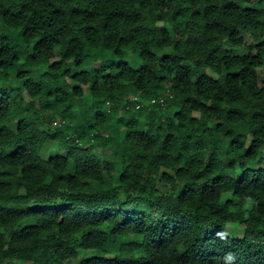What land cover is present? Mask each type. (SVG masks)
I'll list each match as a JSON object with an SVG mask.
<instances>
[{
    "label": "trees",
    "instance_id": "obj_1",
    "mask_svg": "<svg viewBox=\"0 0 264 264\" xmlns=\"http://www.w3.org/2000/svg\"><path fill=\"white\" fill-rule=\"evenodd\" d=\"M26 263L264 264V0H0V264Z\"/></svg>",
    "mask_w": 264,
    "mask_h": 264
},
{
    "label": "rangeland",
    "instance_id": "obj_2",
    "mask_svg": "<svg viewBox=\"0 0 264 264\" xmlns=\"http://www.w3.org/2000/svg\"><path fill=\"white\" fill-rule=\"evenodd\" d=\"M241 35L244 39V42H246L247 44L251 43L252 42V39L250 38V35L249 33H246V32H241ZM136 61H137V57L136 55H133V61H132V64H134V66L136 65ZM258 77H259V82L260 83H263V71L258 68ZM50 151H55V147H52L50 149ZM243 231V228L241 226H238V225H228L225 229V232L227 235L229 236H234V237H238L240 236V234L242 233ZM27 264V263H26Z\"/></svg>",
    "mask_w": 264,
    "mask_h": 264
},
{
    "label": "built area",
    "instance_id": "obj_3",
    "mask_svg": "<svg viewBox=\"0 0 264 264\" xmlns=\"http://www.w3.org/2000/svg\"><path fill=\"white\" fill-rule=\"evenodd\" d=\"M138 106V105H137Z\"/></svg>",
    "mask_w": 264,
    "mask_h": 264
}]
</instances>
